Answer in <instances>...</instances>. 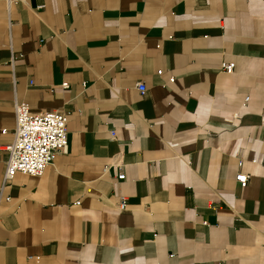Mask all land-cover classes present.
<instances>
[{"label":"crops","instance_id":"0c3cea01","mask_svg":"<svg viewBox=\"0 0 264 264\" xmlns=\"http://www.w3.org/2000/svg\"><path fill=\"white\" fill-rule=\"evenodd\" d=\"M18 103L69 148L0 150V264H264V0H0L2 147Z\"/></svg>","mask_w":264,"mask_h":264},{"label":"built area","instance_id":"2783aa9c","mask_svg":"<svg viewBox=\"0 0 264 264\" xmlns=\"http://www.w3.org/2000/svg\"><path fill=\"white\" fill-rule=\"evenodd\" d=\"M235 69L234 62H224L222 70L231 73ZM162 74V70L158 71ZM171 80H174L171 78ZM64 88H69V83H63ZM141 93L146 91L143 82L138 84ZM16 128L13 140L0 150L6 149L9 152L5 180H9L17 173L29 176H42L47 166L52 165L58 154L68 151V113L59 110L45 112H34L27 103L16 105ZM3 129L2 133H6ZM119 179H124L122 172ZM248 176L244 173L237 175V180L246 185ZM126 196L119 195L118 206L121 210L127 207Z\"/></svg>","mask_w":264,"mask_h":264}]
</instances>
